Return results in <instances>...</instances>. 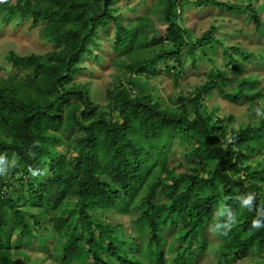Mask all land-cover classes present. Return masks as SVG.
<instances>
[{
  "label": "trees",
  "instance_id": "1",
  "mask_svg": "<svg viewBox=\"0 0 264 264\" xmlns=\"http://www.w3.org/2000/svg\"><path fill=\"white\" fill-rule=\"evenodd\" d=\"M118 2L0 0V29L29 19L56 47L9 50L0 65V264H24L36 241L55 245L54 264H193L206 252L264 264V76L244 72L254 52L214 25L196 37L181 25L188 4L212 5L263 31L264 0H154L127 20ZM107 49L98 103L75 77ZM204 58L212 65L191 90L150 82L165 73L177 86ZM214 94L248 115L210 107ZM178 147L186 169L171 166Z\"/></svg>",
  "mask_w": 264,
  "mask_h": 264
},
{
  "label": "rangeland",
  "instance_id": "2",
  "mask_svg": "<svg viewBox=\"0 0 264 264\" xmlns=\"http://www.w3.org/2000/svg\"><path fill=\"white\" fill-rule=\"evenodd\" d=\"M154 0H119L118 8L123 11L124 20L134 19L136 15L145 12L153 3ZM236 1V0H231ZM241 1V0H239ZM258 1L254 2L258 6ZM181 25L188 28L194 37L201 35L211 25L216 27L214 35L224 39V43L230 45L243 46L244 48L254 52L251 57L245 61L244 72H257L258 75L264 76V57H260L259 53L264 52V30L257 31L245 13H233L227 10L217 8L216 6L206 5L202 7H194L188 4L186 7ZM18 19V17L16 18ZM21 19V18H20ZM103 31L104 29L101 28ZM113 27L110 28L107 36H112ZM56 47L39 34V26L32 25L31 20L24 19L19 24H8L0 29V65L6 63L5 55L9 50H15L17 53H44L49 50H54ZM212 58L215 62L223 61L222 47L217 45L215 51L212 53ZM114 53L107 49L99 61H96L94 55L86 57L84 60V68L81 69L75 79L79 82H88L96 102H104V89L106 81L110 78L112 72L111 62ZM212 63L204 58L199 63L197 68H187L185 74L179 79L177 86L173 85L172 79L169 75L161 73L158 78L151 79L158 89L163 94L175 93L181 89L191 90L195 84L200 83L211 67ZM262 86V85H261ZM210 107L218 106L220 113L228 115L234 113L240 118L248 115L246 104H236L226 99L220 98L218 95H210L208 97ZM183 159L179 147L175 148L173 159L170 161L171 166H175L177 170L186 169V164L182 167L178 165ZM116 215L115 219L124 222L123 229L126 233L132 232L130 222L127 216L122 214ZM45 222V221H44ZM47 221L45 222V224ZM208 237L211 247H215L217 240L213 234L208 231ZM23 240V239H22ZM25 240V239H24ZM24 240L22 242H24ZM41 242L36 241L32 248L27 249L28 259L24 264H54L48 252L55 250V245H51L50 251L41 248ZM253 262V257L249 258V263ZM193 264H217L214 255L211 253H204Z\"/></svg>",
  "mask_w": 264,
  "mask_h": 264
},
{
  "label": "water",
  "instance_id": "3",
  "mask_svg": "<svg viewBox=\"0 0 264 264\" xmlns=\"http://www.w3.org/2000/svg\"><path fill=\"white\" fill-rule=\"evenodd\" d=\"M107 1H108V0H103V6H104V8H105V6H106Z\"/></svg>",
  "mask_w": 264,
  "mask_h": 264
}]
</instances>
